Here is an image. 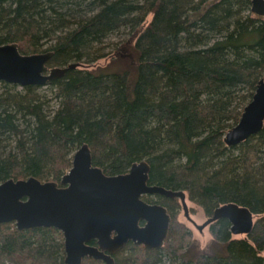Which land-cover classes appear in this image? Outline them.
I'll list each match as a JSON object with an SVG mask.
<instances>
[{"label": "trees", "instance_id": "obj_1", "mask_svg": "<svg viewBox=\"0 0 264 264\" xmlns=\"http://www.w3.org/2000/svg\"><path fill=\"white\" fill-rule=\"evenodd\" d=\"M121 27L137 30L136 63L127 69L76 66L42 86L0 81V182L59 183L83 143L106 175L144 159L148 183L182 191L207 217L224 203L245 206L252 228L234 237L218 217L209 231L220 250L193 251L176 217L179 199L143 196L170 215L164 243L129 242L114 264H264V122L238 145L224 142L264 78V16L249 0H0V44L14 42L24 54L50 50L48 67L97 61L98 45ZM64 257L58 229L0 224V264H65Z\"/></svg>", "mask_w": 264, "mask_h": 264}, {"label": "water", "instance_id": "obj_2", "mask_svg": "<svg viewBox=\"0 0 264 264\" xmlns=\"http://www.w3.org/2000/svg\"><path fill=\"white\" fill-rule=\"evenodd\" d=\"M249 1L250 10L264 16V0ZM51 56L50 50L24 54L14 42L0 44V81L20 87L42 86L77 66L48 67ZM263 122L264 78H260L238 122L225 133V144L238 145L256 134ZM148 171L149 165L142 159L133 162L126 173L106 175L92 163L90 148L83 143L59 183L33 176L0 182V224L13 222L20 230L58 229L63 236L65 264H81L86 257L114 264L112 255L128 242L160 248L170 216L163 205L148 203L142 196L177 197L185 211V194L148 183ZM218 217L229 221L233 234L245 235L252 228L251 211L234 202L218 206L204 225Z\"/></svg>", "mask_w": 264, "mask_h": 264}, {"label": "rangeland", "instance_id": "obj_3", "mask_svg": "<svg viewBox=\"0 0 264 264\" xmlns=\"http://www.w3.org/2000/svg\"><path fill=\"white\" fill-rule=\"evenodd\" d=\"M147 21H149V18H147L146 22ZM136 33L137 30L131 29L130 27H121L117 31L112 32L101 44L98 45L100 47V51L104 55L97 61L90 64L77 63V67L81 69L103 71L106 73L129 68L132 64L136 63L133 52V37ZM44 48H47V45L44 46ZM148 197L156 199L154 195ZM185 204V211L181 205H179L176 217L179 222L183 223L184 226L190 230L191 236L189 242H193L191 249L193 251H201L207 254L220 250V245L214 242L213 236L209 231V225H204L207 220V215L202 207L194 203L187 196L185 197ZM232 235L234 237L244 236L242 234ZM129 254L130 252L125 250L124 256H128ZM260 254L263 255L264 258V250H262ZM4 264L13 263L6 260L4 261Z\"/></svg>", "mask_w": 264, "mask_h": 264}, {"label": "flooded vegetation", "instance_id": "obj_4", "mask_svg": "<svg viewBox=\"0 0 264 264\" xmlns=\"http://www.w3.org/2000/svg\"><path fill=\"white\" fill-rule=\"evenodd\" d=\"M154 196L156 195V194H153ZM143 196H147V195H143ZM142 196V197H143ZM148 196H152V195H148ZM145 200V199H144ZM146 201V200H145ZM146 202H148V201H146ZM148 203H157V202H148ZM159 204V203H158ZM114 255V254H113ZM113 255H112V257H113Z\"/></svg>", "mask_w": 264, "mask_h": 264}, {"label": "bare ground", "instance_id": "obj_5", "mask_svg": "<svg viewBox=\"0 0 264 264\" xmlns=\"http://www.w3.org/2000/svg\"><path fill=\"white\" fill-rule=\"evenodd\" d=\"M163 243H164V242H163ZM162 245H163V244H162ZM161 247H162V246H161ZM161 247H160V248H161Z\"/></svg>", "mask_w": 264, "mask_h": 264}]
</instances>
